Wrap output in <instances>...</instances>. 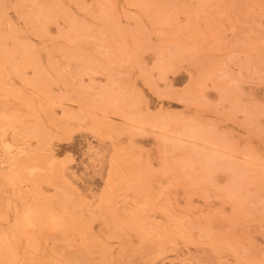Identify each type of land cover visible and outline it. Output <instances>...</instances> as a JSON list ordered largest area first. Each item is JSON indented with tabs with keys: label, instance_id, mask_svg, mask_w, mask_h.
<instances>
[{
	"label": "rangeland",
	"instance_id": "rangeland-1",
	"mask_svg": "<svg viewBox=\"0 0 264 264\" xmlns=\"http://www.w3.org/2000/svg\"><path fill=\"white\" fill-rule=\"evenodd\" d=\"M0 257L264 264V0H0Z\"/></svg>",
	"mask_w": 264,
	"mask_h": 264
},
{
	"label": "bare ground",
	"instance_id": "bare-ground-1",
	"mask_svg": "<svg viewBox=\"0 0 264 264\" xmlns=\"http://www.w3.org/2000/svg\"><path fill=\"white\" fill-rule=\"evenodd\" d=\"M7 147H8V146H7ZM5 148H6V146H5ZM7 250H8V248H6V251H7ZM6 251H5L4 253H2V254H5ZM4 256H5V255H3V256L1 255L2 258H3ZM1 257H0V258H1ZM2 258H1V259H2ZM4 258H5V257H4ZM6 260H7V259H6Z\"/></svg>",
	"mask_w": 264,
	"mask_h": 264
}]
</instances>
